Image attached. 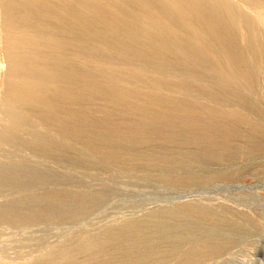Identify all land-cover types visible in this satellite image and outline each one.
I'll return each instance as SVG.
<instances>
[{
  "label": "bare ground",
  "instance_id": "obj_1",
  "mask_svg": "<svg viewBox=\"0 0 264 264\" xmlns=\"http://www.w3.org/2000/svg\"><path fill=\"white\" fill-rule=\"evenodd\" d=\"M249 2L253 8L264 7V0ZM0 51L5 65L0 140L10 145L48 151L56 139L48 131L54 130L82 140V145L85 142L84 147L98 156L134 164L138 155L114 148V141L124 140L136 146L153 143L158 137L159 141L189 144L190 140L176 133L190 129L195 131L194 141L199 145L202 139L210 138L229 143L240 133L224 122L238 120L249 125L263 143L243 138L244 152L264 147V119L252 120L243 110L250 104L248 93L256 88L261 71L264 90V18L243 12L230 0H0ZM205 74L214 77L213 88L202 80ZM209 89L217 100L211 108L203 109L212 113L216 121L205 124L202 102L194 94ZM26 118L39 123L42 129H33ZM201 128L211 130L212 135L203 134ZM227 154L228 159L233 158ZM189 180L188 176L184 178ZM72 195L66 196L75 199ZM190 202L168 208L166 220L159 215L154 219L157 213L153 216L151 228L155 236H149L148 248L140 246L146 240L139 241L137 232L142 230H135L137 225L132 222L102 235L83 237L75 244L53 247L31 260L38 264L210 262V258L215 259L236 244L237 238L230 233L243 224L228 220L224 210L216 212ZM20 208L0 209V219L17 225L21 218L31 220L42 214L32 209L25 216ZM235 214L247 229L255 227L260 219L243 211ZM192 222L209 223L211 231L210 227L207 232V228L200 231L199 224L193 226ZM214 230L219 232L212 233ZM158 235L163 243L157 242ZM123 238L131 240L130 252L118 248L114 254L105 252L107 256L98 258L104 243ZM80 253L88 256L77 260Z\"/></svg>",
  "mask_w": 264,
  "mask_h": 264
},
{
  "label": "rangeland",
  "instance_id": "obj_2",
  "mask_svg": "<svg viewBox=\"0 0 264 264\" xmlns=\"http://www.w3.org/2000/svg\"><path fill=\"white\" fill-rule=\"evenodd\" d=\"M230 1L237 4L243 12L250 13L251 15H253L254 12L258 17L264 18V7L260 9L253 8L249 2L250 0ZM241 37L240 35V39ZM4 68L5 65L0 51V103H2V99H4L2 85ZM262 74V71L261 73L258 72V83L256 84V88L248 93L250 104L244 106L245 109H243L250 119L253 118L252 120L264 119ZM202 77V80L208 84L209 87L213 88L214 77L210 74H205ZM212 92L213 90L209 89L207 91H202V93L194 94L198 96L196 97L199 99L200 103L202 102L201 118L204 117L202 121L205 124L207 122L216 121L215 116L211 115V112V114H208L209 112L203 109L205 106L210 108L214 106L215 100L217 99H215ZM34 122L35 121L28 120V123H30L33 129H42L39 123L35 122L36 124H34ZM224 123H229L228 125L231 126L232 130H235L238 134L240 133L239 137L232 139L229 143L223 142L222 140L220 141V138H217L218 141L214 142V139L212 140L210 138L206 140L202 139L199 145L194 141L196 138L195 131L190 129L178 131L179 133L175 132L181 137L183 136L185 139L190 140L189 144L171 143L163 140L159 141L160 138L158 139V137L156 141H152L153 143L136 145L137 147L130 142H124V140L114 141L112 143L114 148H118L119 150L122 149L121 151L125 153L138 155V160H136L134 164L123 161H113L98 156L90 149H87L86 146L84 147L85 142L82 145V140L79 141L78 139H72V137L68 135L57 134L54 130L48 131L49 136L51 138L53 137L52 139L56 137L58 140L54 139L55 146L51 147L48 151L39 147L35 148L33 151L29 149V147L21 146V148L14 144H12V146L0 140V161L3 160L0 162V190H2L0 191V209L11 210L12 208L22 207L19 210L22 214L24 213L25 216L27 213H31L33 211L32 209L41 210L39 212L42 213L40 217L38 215L39 218L33 216L30 218L31 220L27 219L28 217H24L25 220L21 218L24 223L20 220L17 225H14L15 223H11L6 219H0V264H38L35 259L31 260V258H36L37 255L43 254L42 252L46 253V250L48 251L53 247L61 245L75 244L78 243L80 239L83 240V237L85 239L87 238L86 236L102 235L106 232L108 233L110 230L113 231L114 228L116 229L118 226V228H120L122 226L132 225V222L134 226L137 225L135 226V230H137L138 227L142 230V236L139 231H136L138 233L137 238L141 239L138 240L141 242L146 240L145 245L144 242H142L143 245L141 243L140 246L148 248L149 246L146 245H150L149 236H151V238L155 236L154 234L152 235L154 219L162 216V218L166 220V214L164 213L168 208H175L176 205L179 207L182 206V203L184 204L190 201L195 204L200 203L202 206L204 205L210 209L213 208L211 210L216 212L218 209L219 212L224 210L223 213L226 212V215H224L226 218L228 217V220L234 221L238 225L243 224V227H241L242 229L239 228L235 230L238 232L240 231L239 233L235 231L230 233L237 238L235 241L236 244L233 243L227 251L217 255L218 257L215 256V259L213 257L210 258V262L208 259L203 261V263L200 262V264H205L204 262L207 261L209 264H264V147L254 148L255 150L251 149L245 153V144L243 143L244 141H242L243 138L262 143L261 139L258 138L259 136L252 134L249 125L241 123L238 120ZM36 125H38V127H36ZM165 132L168 131L165 130ZM201 132L204 134L211 133L212 131H208L206 128L203 130V128H201ZM21 136L25 137L26 134L21 133ZM64 136L65 138H63ZM241 136L242 138H240ZM238 138H240V140ZM56 141H58L59 144L58 142L56 143ZM64 144L66 146L63 148L62 145ZM216 146L217 148H215ZM212 148L215 150H212ZM216 149L219 150L217 151ZM223 151L224 153H222ZM212 152L214 154H212ZM227 153L233 155V158L228 159L229 156L227 157ZM8 154L9 156H7ZM141 156H143V159ZM159 157H163V160ZM146 158H150V160ZM155 159L157 161H155ZM142 160H145V162ZM4 173L7 176H4ZM187 176L191 178V180H189L191 182L184 181V178ZM72 194H74V196ZM66 195H72L75 199L67 197ZM13 201L16 202V204ZM15 205L17 207H15ZM177 206L176 208H178ZM237 211L246 212L248 215L253 214L252 216L262 220L258 219L257 225L249 228V230L244 225V221L235 214ZM161 213L162 215H160ZM59 214L60 216L61 214H65L66 218H58L57 216ZM67 214L69 216H67ZM158 215L160 217H157ZM34 218H36V220ZM162 218L161 220L165 221ZM230 218H235L236 220ZM20 222H22V224H20ZM194 223L196 225L193 224V222L191 224L193 226L199 224L198 227H200V231H204L207 228V232L208 227H210L208 231H211L212 227L208 225L209 223ZM149 226L152 228H147ZM143 229L146 230L144 231ZM147 230L151 232L149 231L146 233ZM216 232L219 231L217 230ZM216 232L214 230L212 233ZM144 233H146L145 237ZM156 239L159 243H163L164 241L160 235H158ZM124 240H127V242ZM128 240L127 238H123V240L121 239L119 240L120 242H118V239H113L110 241L111 243H104V248L102 247L104 250H100L102 254L99 253L101 256L97 255L98 258H104L103 256H105L106 253L108 255L110 253L114 254L118 248L130 252L131 249H133V245L130 244L131 240H129V242ZM123 241L124 243H122ZM237 241L239 242L237 243ZM125 243H127L128 246H125ZM233 245L235 246L233 247ZM80 254V256L78 255L76 257L77 260L85 256L81 259L82 261L88 256L87 253ZM79 257L80 259H78ZM32 261L33 263H30Z\"/></svg>",
  "mask_w": 264,
  "mask_h": 264
}]
</instances>
